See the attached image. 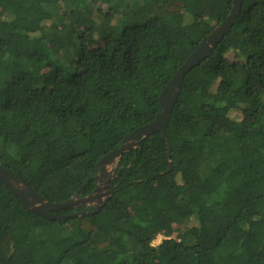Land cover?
I'll return each instance as SVG.
<instances>
[{
	"label": "trees",
	"instance_id": "obj_1",
	"mask_svg": "<svg viewBox=\"0 0 264 264\" xmlns=\"http://www.w3.org/2000/svg\"><path fill=\"white\" fill-rule=\"evenodd\" d=\"M231 5L0 0V165L52 203L92 193L97 162L155 119L161 91ZM113 178L97 213L65 222L0 182V264H264V0H243L185 76L165 135L125 153Z\"/></svg>",
	"mask_w": 264,
	"mask_h": 264
},
{
	"label": "water",
	"instance_id": "obj_2",
	"mask_svg": "<svg viewBox=\"0 0 264 264\" xmlns=\"http://www.w3.org/2000/svg\"><path fill=\"white\" fill-rule=\"evenodd\" d=\"M242 5L243 0H232L230 12L225 20L217 25L214 30L200 42L199 46L187 57L186 61L167 82L159 95L161 111L156 115L155 119L129 133L123 139L119 148L110 151L97 162L96 168L98 174L94 178V180L97 181V186L92 193L84 196L85 186H82L68 200L61 203H52L36 192L20 175L0 165V182L5 189L16 198L26 210L50 221L65 222L70 218L94 215L97 213L112 195L113 173L117 162L125 153L137 149L141 141L151 136L153 133L160 132L162 135H165L166 128L169 124V118L180 96L181 86L185 76L213 54L217 46L235 25L241 14ZM168 148V150H170V147ZM169 169L171 170V166ZM83 206H92L94 210L92 213L83 211L73 215L55 214V212L68 209H80Z\"/></svg>",
	"mask_w": 264,
	"mask_h": 264
},
{
	"label": "rangeland",
	"instance_id": "obj_3",
	"mask_svg": "<svg viewBox=\"0 0 264 264\" xmlns=\"http://www.w3.org/2000/svg\"><path fill=\"white\" fill-rule=\"evenodd\" d=\"M174 5H168V6H166V9H165V12H169V11H173V12H176L177 11V9H178V7H176V6H174ZM231 117L232 118H237L238 119V117L240 118V116L238 115H235V114H232L231 115ZM186 229V228H185ZM163 240V238L162 237H157V239L156 240H154V242H153V246H157V245H159L160 243H161V241ZM4 250H7L8 249V243L7 244H5V246H4Z\"/></svg>",
	"mask_w": 264,
	"mask_h": 264
},
{
	"label": "flooded vegetation",
	"instance_id": "obj_4",
	"mask_svg": "<svg viewBox=\"0 0 264 264\" xmlns=\"http://www.w3.org/2000/svg\"><path fill=\"white\" fill-rule=\"evenodd\" d=\"M102 180H105V179H102Z\"/></svg>",
	"mask_w": 264,
	"mask_h": 264
}]
</instances>
